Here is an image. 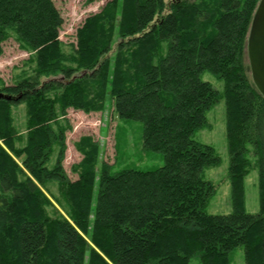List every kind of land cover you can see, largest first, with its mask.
Instances as JSON below:
<instances>
[{
    "label": "trees",
    "instance_id": "16d2710c",
    "mask_svg": "<svg viewBox=\"0 0 264 264\" xmlns=\"http://www.w3.org/2000/svg\"><path fill=\"white\" fill-rule=\"evenodd\" d=\"M259 2L112 0L69 45L55 0H0V57L11 38L31 53L13 85L0 81L11 98L0 99V264H232L238 247L246 264H264V97L246 53ZM109 97L119 120L142 124L143 150L165 164L103 163L98 174L100 145L83 137L72 180L66 116L103 112ZM221 100L233 212L214 216L206 208L215 185L204 174L220 158L195 134ZM21 103L24 124L13 113ZM254 165L261 206L252 215L244 179Z\"/></svg>",
    "mask_w": 264,
    "mask_h": 264
},
{
    "label": "rangeland",
    "instance_id": "374dc122",
    "mask_svg": "<svg viewBox=\"0 0 264 264\" xmlns=\"http://www.w3.org/2000/svg\"><path fill=\"white\" fill-rule=\"evenodd\" d=\"M110 2L112 0H55L57 8L64 17V24L60 33L61 40L69 45L76 43L77 31L82 27L84 21L89 16L101 12L106 4ZM115 39L114 50L111 53L112 57L115 54L118 36ZM3 52L0 57V81L5 85H13L17 78L22 76L21 71L26 67V62L31 53L22 50L13 38L4 43ZM202 78L204 81L209 82L213 88L223 92L224 84L218 77L206 72L202 75ZM110 97L106 103V110L103 112L86 114L84 111L69 110L66 116L71 122L72 131L67 133L68 148L64 166L67 175L72 180L78 179V176L72 171L73 167L79 165V162L84 158L83 154L76 149L78 141L83 137L90 136L100 145L97 159L99 163L97 167L98 174L103 163L114 166L115 170L125 167L148 170L160 168L165 164L162 153H151L143 150L142 124L139 121L126 122L119 120L114 113L113 105L109 103ZM13 109L17 122L24 124L26 121V105L21 103ZM207 120L209 126L198 131L195 138L199 142L213 147L220 158V162L217 166L206 169L204 174V179L212 181L215 185V194L207 204L206 213L214 216L230 215L233 212V204L229 178L230 155L226 133L225 100H221L209 111ZM23 129L21 128V130ZM249 157L255 162L256 158L252 154ZM17 162L19 163V160ZM244 180L246 212L252 215L258 214L261 206L259 168L254 165L252 171ZM57 209L61 211L58 205ZM84 237L91 244L90 237L86 235ZM231 261L232 264H246L245 249L243 247L234 249ZM191 263L201 264L195 259Z\"/></svg>",
    "mask_w": 264,
    "mask_h": 264
},
{
    "label": "water",
    "instance_id": "95a60500",
    "mask_svg": "<svg viewBox=\"0 0 264 264\" xmlns=\"http://www.w3.org/2000/svg\"><path fill=\"white\" fill-rule=\"evenodd\" d=\"M253 18L246 53L253 83L264 97V0H260ZM3 97L9 98L1 94L0 99Z\"/></svg>",
    "mask_w": 264,
    "mask_h": 264
}]
</instances>
